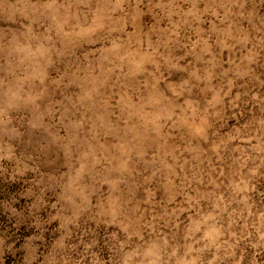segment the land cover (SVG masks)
Segmentation results:
<instances>
[{
    "label": "rangeland",
    "instance_id": "374dc122",
    "mask_svg": "<svg viewBox=\"0 0 264 264\" xmlns=\"http://www.w3.org/2000/svg\"><path fill=\"white\" fill-rule=\"evenodd\" d=\"M0 264H264V0H0Z\"/></svg>",
    "mask_w": 264,
    "mask_h": 264
}]
</instances>
